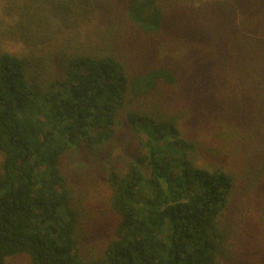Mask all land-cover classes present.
<instances>
[{
  "label": "trees",
  "instance_id": "1",
  "mask_svg": "<svg viewBox=\"0 0 264 264\" xmlns=\"http://www.w3.org/2000/svg\"><path fill=\"white\" fill-rule=\"evenodd\" d=\"M15 257L264 264V0H0Z\"/></svg>",
  "mask_w": 264,
  "mask_h": 264
},
{
  "label": "rangeland",
  "instance_id": "2",
  "mask_svg": "<svg viewBox=\"0 0 264 264\" xmlns=\"http://www.w3.org/2000/svg\"><path fill=\"white\" fill-rule=\"evenodd\" d=\"M128 139H126V138H123V140L122 141H127ZM120 152V150H117V153H119ZM83 159V158H82ZM84 160V159H83ZM90 160H92V159H90ZM81 163H82V160L80 161ZM93 171H94V169H90V170H88V174H89V176H90V178H91V176L92 175H90V174H93ZM88 188H90V190L91 191H89V192H86V195L87 196H89L88 198L90 199H92V201L93 202H96V198L95 197H92L93 196V191H92V189L91 188H93V186H89ZM233 226V225H232ZM235 230L236 231H238L239 229V224H238V222L237 223H235ZM234 228V227H233ZM236 233V232H235ZM235 233H234V235H235ZM232 237H233V234H232ZM240 237V236H239ZM237 237L235 236V237H233L231 240H233L235 243L238 241L237 239H236ZM238 251H239V249H238ZM237 255H238V253H237ZM8 264H31L30 262H29V260L26 258V257H15V258H10L9 259V262H8Z\"/></svg>",
  "mask_w": 264,
  "mask_h": 264
}]
</instances>
